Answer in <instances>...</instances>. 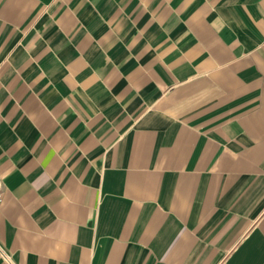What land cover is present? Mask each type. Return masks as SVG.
<instances>
[{
	"label": "crops",
	"instance_id": "obj_1",
	"mask_svg": "<svg viewBox=\"0 0 264 264\" xmlns=\"http://www.w3.org/2000/svg\"><path fill=\"white\" fill-rule=\"evenodd\" d=\"M0 264H264V0H0Z\"/></svg>",
	"mask_w": 264,
	"mask_h": 264
},
{
	"label": "built area",
	"instance_id": "obj_2",
	"mask_svg": "<svg viewBox=\"0 0 264 264\" xmlns=\"http://www.w3.org/2000/svg\"><path fill=\"white\" fill-rule=\"evenodd\" d=\"M3 200V192L2 190H0V203L2 202ZM0 253L5 256L6 258H10V256L2 249L1 245H0Z\"/></svg>",
	"mask_w": 264,
	"mask_h": 264
}]
</instances>
